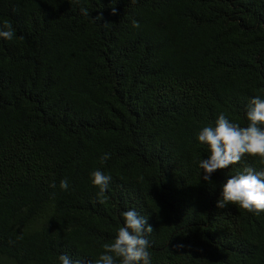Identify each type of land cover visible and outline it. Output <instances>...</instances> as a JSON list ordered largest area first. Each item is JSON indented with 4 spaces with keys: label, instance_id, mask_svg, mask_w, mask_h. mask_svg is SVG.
<instances>
[{
    "label": "trees",
    "instance_id": "trees-1",
    "mask_svg": "<svg viewBox=\"0 0 264 264\" xmlns=\"http://www.w3.org/2000/svg\"><path fill=\"white\" fill-rule=\"evenodd\" d=\"M4 21L0 264H96L129 209L153 229L151 264H264V212L217 207L264 163L206 182L198 141L220 114L246 127L264 99V0H0Z\"/></svg>",
    "mask_w": 264,
    "mask_h": 264
},
{
    "label": "clouds",
    "instance_id": "clouds-1",
    "mask_svg": "<svg viewBox=\"0 0 264 264\" xmlns=\"http://www.w3.org/2000/svg\"><path fill=\"white\" fill-rule=\"evenodd\" d=\"M78 2V0H77ZM84 15H88L86 8L81 9ZM112 14H116L113 7ZM133 27L138 28L139 23L132 22ZM15 32L8 21L0 25V38L12 40ZM248 125L241 127L230 122L224 114H220L215 127H204L198 141L208 146L210 155L207 160L199 162V168L203 171L202 179L210 182L211 175L217 170L236 165L247 155L259 157L264 163V99L256 96L250 101L246 113ZM110 158L108 154L101 157V163ZM94 186L99 188L98 197L104 203V194L108 189L111 176L100 170L91 173ZM50 187L55 188L53 183ZM60 189L66 191L69 188L68 181L61 180ZM238 205L239 208L259 215L264 212V171H256L253 167H245L238 171L223 185L221 198L217 207L226 205ZM124 226L117 231L113 242L103 245V254L99 256L96 264H151L152 256L149 251L150 241L148 237L153 229L147 225V219L142 217L135 209H129L122 213ZM147 225V226H146ZM61 264H78L68 255L59 257Z\"/></svg>",
    "mask_w": 264,
    "mask_h": 264
}]
</instances>
